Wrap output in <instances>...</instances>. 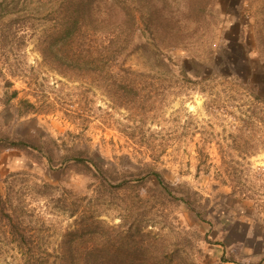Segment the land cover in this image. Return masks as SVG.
<instances>
[{"label": "rangeland", "instance_id": "rangeland-1", "mask_svg": "<svg viewBox=\"0 0 264 264\" xmlns=\"http://www.w3.org/2000/svg\"><path fill=\"white\" fill-rule=\"evenodd\" d=\"M130 2L140 77L72 58L67 0H0V264L90 239L109 262L264 264V0Z\"/></svg>", "mask_w": 264, "mask_h": 264}, {"label": "trees", "instance_id": "trees-1", "mask_svg": "<svg viewBox=\"0 0 264 264\" xmlns=\"http://www.w3.org/2000/svg\"><path fill=\"white\" fill-rule=\"evenodd\" d=\"M68 14V40L71 45L72 58L77 59L83 57L91 62L100 61L107 68V75H114L113 69H118V74L121 76L140 77L143 74L125 70L123 64L133 53L134 38L136 27L140 22L138 17L133 13L134 8L130 0H67L65 6ZM147 22L150 19H141ZM63 25H60L61 29ZM63 33V32H62ZM15 146H24L25 143L16 142ZM158 183L167 192L170 187L165 179L158 172L153 173ZM224 183L226 178L221 177ZM244 196L245 193H242ZM187 202V201H186ZM11 213L10 233L21 246L28 248L30 241L21 238L24 234L20 216L17 215V209ZM9 211V212H10ZM74 213V212H73ZM96 225H99L95 221ZM129 236L121 237L117 232H113L112 238L106 242L108 247L117 249L122 242L127 243L131 238ZM91 242L77 241L72 243V252L65 254L60 264H136L135 259L126 258L125 261L121 257L111 255V262L107 261V256L101 254L102 245L97 239ZM79 245V248L77 245ZM93 243V244H90ZM128 248L132 246L126 245ZM30 248V247H29ZM141 248V246H139ZM85 252H80L82 250ZM26 264H45L42 258H37L34 255L25 257ZM125 262V263H124Z\"/></svg>", "mask_w": 264, "mask_h": 264}]
</instances>
